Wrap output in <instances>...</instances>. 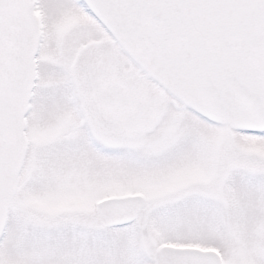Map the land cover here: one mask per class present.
<instances>
[{
	"label": "snow or ice",
	"instance_id": "1",
	"mask_svg": "<svg viewBox=\"0 0 264 264\" xmlns=\"http://www.w3.org/2000/svg\"><path fill=\"white\" fill-rule=\"evenodd\" d=\"M0 264H264V0H0Z\"/></svg>",
	"mask_w": 264,
	"mask_h": 264
}]
</instances>
